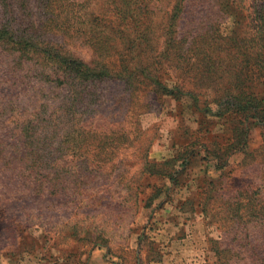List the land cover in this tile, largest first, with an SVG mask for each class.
<instances>
[{
  "label": "rangeland",
  "instance_id": "obj_1",
  "mask_svg": "<svg viewBox=\"0 0 264 264\" xmlns=\"http://www.w3.org/2000/svg\"><path fill=\"white\" fill-rule=\"evenodd\" d=\"M11 256L264 264V0H0Z\"/></svg>",
  "mask_w": 264,
  "mask_h": 264
},
{
  "label": "trees",
  "instance_id": "obj_2",
  "mask_svg": "<svg viewBox=\"0 0 264 264\" xmlns=\"http://www.w3.org/2000/svg\"><path fill=\"white\" fill-rule=\"evenodd\" d=\"M198 156H196L195 154H189V158L187 159H185L184 161H183V163H182V166H183V168H187L188 166H191L194 162H196L199 158H197ZM207 160V161H209V156H206L205 158H202V160ZM224 165V164H223ZM224 168H225V166H224ZM216 169L217 170H222L223 169V166H221V167H216ZM143 172V171H142ZM173 182L175 181L174 179V177L173 176H170L169 177ZM136 199H138V195L136 194ZM150 217H151V215H150ZM254 263V262H253Z\"/></svg>",
  "mask_w": 264,
  "mask_h": 264
},
{
  "label": "crops",
  "instance_id": "obj_3",
  "mask_svg": "<svg viewBox=\"0 0 264 264\" xmlns=\"http://www.w3.org/2000/svg\"><path fill=\"white\" fill-rule=\"evenodd\" d=\"M5 259V263H1V264H22V262L20 260L17 259V257H5L3 258ZM30 264H43L42 260H33V263L30 262Z\"/></svg>",
  "mask_w": 264,
  "mask_h": 264
}]
</instances>
